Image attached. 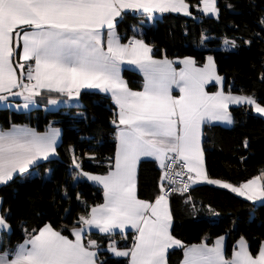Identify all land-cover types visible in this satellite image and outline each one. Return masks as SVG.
Instances as JSON below:
<instances>
[{
    "label": "snow or ice",
    "instance_id": "snow-or-ice-1",
    "mask_svg": "<svg viewBox=\"0 0 264 264\" xmlns=\"http://www.w3.org/2000/svg\"><path fill=\"white\" fill-rule=\"evenodd\" d=\"M195 7L206 15L219 13L216 0H201ZM128 11L149 18L156 13L191 15L186 0H0V101L8 95L22 96L27 108L44 92L75 99L81 89H98L111 94L117 106L112 123L118 129L114 164L107 174L83 172L73 159L80 175L102 186L104 195L102 204L79 217L73 238L44 225L29 233L14 252L0 254V264H103L101 245L86 240L93 228L109 237L107 251L127 258V264H167L169 249L185 247L170 233L169 196L177 182L184 191L188 182H206L264 201V175L239 187L209 178L200 140L205 122L232 123L230 106L248 105L262 116L264 106L252 96L222 88L207 92V84L223 81L211 56L202 67L193 58L180 60L183 68L178 71L172 61L155 59L142 39L121 43L117 18ZM225 43L235 47L234 41ZM123 64L143 73L142 91L128 87L121 76ZM173 87L179 96L173 95ZM58 136V129L41 134L13 125L0 130V185L28 173L37 161L48 160L56 152ZM142 157H153L162 169L154 203L137 198L136 167ZM129 228L135 230L134 243L121 249L113 236ZM5 231L10 225L0 210V234ZM183 264H264V245L253 254L241 237L229 258L224 237H219L211 247H186Z\"/></svg>",
    "mask_w": 264,
    "mask_h": 264
},
{
    "label": "trees",
    "instance_id": "trees-1",
    "mask_svg": "<svg viewBox=\"0 0 264 264\" xmlns=\"http://www.w3.org/2000/svg\"><path fill=\"white\" fill-rule=\"evenodd\" d=\"M218 17L205 16L196 9L201 0H186L191 15L164 13L155 25H144L137 33L139 17L126 14L117 22L118 31L126 43L133 37L152 42L156 57L177 60L193 58L199 66L213 55L217 71L226 77L225 90L254 97L264 105V0H216ZM201 18V21L198 19ZM226 40L235 42V50L223 49ZM124 76L132 89L141 90L139 73L126 69ZM217 85L208 87L214 92ZM39 105L29 113L0 109V126L27 125L38 130L56 127L63 131L57 157L38 164L39 174L17 177L0 187L3 215L12 231L4 234L6 244L13 247L23 242L34 229L51 225L68 237L79 227L77 220L91 207L104 202L103 193L89 181L76 182L80 169L73 164L74 157L81 169L90 174L103 175L114 164L117 141L112 126L115 106L109 97L99 93L83 92L81 104L48 109L50 99H61L58 94L44 92L37 96ZM46 108V109H45ZM234 125L205 127L204 152L211 179L234 186L264 173V117L257 116L252 107L232 108ZM50 171L49 176L44 177ZM162 169L152 160L142 161L138 173V196L153 202L160 194ZM79 195V199H77ZM170 201L173 217L172 235L185 245L227 237V252L231 254L236 242L243 237L256 254L264 242V202L256 204L230 190L201 184L191 187L188 194H174ZM205 209H211L208 213ZM218 213V218H210ZM105 250L108 236L93 234ZM126 246L134 241V234L126 235ZM114 235L115 240L126 239ZM99 259L103 264H124L106 251ZM183 250L168 255V264H180Z\"/></svg>",
    "mask_w": 264,
    "mask_h": 264
},
{
    "label": "crops",
    "instance_id": "crops-1",
    "mask_svg": "<svg viewBox=\"0 0 264 264\" xmlns=\"http://www.w3.org/2000/svg\"><path fill=\"white\" fill-rule=\"evenodd\" d=\"M189 5H190V4H189ZM190 11H191V7H190ZM128 13L132 14V11L125 12V13L122 15V17H118V18H117V22H118L120 19H122V18H123L126 14H128ZM170 13H171V12H170ZM200 13L203 14V15H205V16H210V15H206V14H204V13L201 12V11H200ZM163 14H164V13H163ZM163 14L156 13V14H155V18H149V16H147V15L140 16V17H139V18H140V19H139V25L135 27V30H136L137 28H138L139 30H136V32L142 34V33L144 32V28H143L144 25H145V26H146V25H150V24H155V25H157V24L161 21V19H162V17H163ZM175 14H182V13H175ZM182 15H184V14H182ZM187 16H189V15H187ZM104 31H105V39H106L107 29H105ZM116 34L119 36V38H120V40H121V43H125V42L122 40V37H121V35H120L119 31H118L117 24H116ZM142 37H143V36H139V37H135V38H136V39H142V40L144 41L145 44L149 45V46L152 48V55L154 56L155 59L163 60V59L166 58V59L172 61V62H173V66L176 67V69H177L178 71H179L181 68H183V65L180 64V63H178V61L183 60V59L173 60V59L167 58L166 56L156 57V56L154 55V47H155V45H154L152 42H149V41L143 39ZM131 39H132V38H131ZM131 39H130V40H131ZM226 41H231V40H226ZM126 43H128V42H126ZM223 48H224V50H227V51H233V50H235V47H232L230 44H226L225 42H224V44H223ZM184 59H185V58H184ZM25 63H31V62H25ZM196 64H197V63H196ZM197 66H198V67H202V66H199L198 64H197ZM126 69H129V70L135 71V72H137V73L140 74V76H141V78H142V88H141V90H135V89H132V88L130 87V85L128 84V82H127V80H126V78H125V76H124V71H125ZM18 71H19V70H18ZM216 72H217V74H218L219 76H221V77L223 78L222 84H217L215 81H213V82H211V83H209V84H207V85L205 86V90H206L207 92H209V93H215V92H217L218 90H220V89L222 88L223 91H225V93H228V92L225 90V86H226V77L220 75V74L218 73V71H216ZM121 76H122V78L124 79V81L127 83L128 87H129L131 90H133V91H142V90H143L144 76H143V73H142V72H141V71H140L135 65H128V64H123V65H121ZM211 85H217V88H216V90H215L214 92H210V91L208 90V87L211 86ZM83 92H92V93H99V94H102V95H104V96L109 97L110 100L112 101V103L114 104L113 99H112L110 93L101 92V91L98 90V89H81L80 94L83 93ZM53 94H57V93H53ZM232 94H233V95H240V96H250V95H245V94H234V93H232ZM58 95H60V94H58ZM173 95H174V96H179V95H180L179 90L176 89L175 87H173ZM60 96H61V99H58V102L65 101V102H67V103H66L67 106H71V103H75L74 101H78V100L80 101L79 104H81L80 95H79L78 98H75V99H69V98L67 97V95H60ZM34 98H36V97H34ZM15 100H16V99H14V96H12V95H8V98H7L6 100H4V101H0V105L5 104L6 107H8V106L11 104V102H15ZM9 102H10V104H9ZM16 102H21V100H16ZM35 102H36V99H35ZM36 103H37V102H36ZM79 104H76V105H79ZM114 106H115V108H116L115 111L117 112V106H116L115 104H114ZM241 106H245V105H240V106L232 105V106H230L229 111L231 112V116H232V123H231V124L224 123V122H219V121H212V122H205V123L202 124V126H201V138H200V140H201V148H202V151H203V166H204V170H205L206 174L208 175V177H209V174H208V170H207V166H206V157H205V152H204V147H203L204 137H205V134H204L205 127L208 126V125H219V126H223V127H226V128H231V127L234 125V118H233V115H232V111H231V110H232V108L241 107ZM247 106H248V105H247ZM261 106H264V105L261 104ZM47 107H48V109H49L50 104H49V106H47ZM250 107H251V106H250ZM8 109H9V108H8ZM45 109H46V108H45ZM252 109H253V108H252ZM253 112H254L257 116L264 117V116L260 115L259 113H257L254 109H253ZM113 125H114V124H112V126H113ZM12 126H13V125H12ZM12 126H11L10 128H8V129H3V128L0 126V130H10V129L12 128ZM16 126H18V127H22V128H23V127H27V128H30V129H34L36 132L41 133V134L46 133V132H49L51 129H58V130H59V136H58V138H57L56 152H55V154L51 155V156L49 157V159H52V158L57 157V150H58V147H59L60 144H61L62 136H63V131H62L61 129L56 128V127H48L47 129L41 131V130H38V129L32 128V127H30V126H27V125H16ZM113 127H114V126H113ZM114 128H116V127H114ZM117 134H118V129L116 128V132H115V134H114V138L116 139V141H117ZM49 159H48V160H49ZM48 160H40V161H37L36 165H35L34 167H32L30 170L35 169V167H36L38 164L43 163V162L48 161ZM145 160H152V161L156 162L157 166L159 167V162H158L156 159H154L153 157H142V158L139 160V162H138V164H137V167H136V176H135V179H136V194H137V198H138V199H140L139 196H138V173H139V167H140L141 162H142V161H145ZM159 168H160V167H159ZM160 169H161V168H160ZM29 173H30V172L25 173L24 175H28ZM49 174H50V173H49ZM106 174H107V173H106ZM93 175H97V174H93ZM103 175H105V174H103ZM192 175L194 176L195 174L193 173ZM260 175H264V173H262V174H260ZM48 176H49V175H48ZM18 177H19V178H22L23 176H18ZM209 178H210V177H209ZM90 183L93 184L95 187H97L98 190H100V191L103 193V188H102V186L98 185V184L95 183V182H90ZM201 184H208V183H206V182H199V183H195V184H193V183L190 182L191 187L196 186V185H201ZM229 184H230V183H229ZM211 185L216 186V187H220V186L215 185V184H211ZM231 185H232V184H231ZM1 186H3V185H0V187H1ZM233 186H234V185H233ZM236 187H239V186H236ZM220 188H222V187H220ZM224 189H226V188H224ZM227 190H229V189H227ZM233 193H234V192H233ZM235 194H236V193H235ZM103 196H104V195H103ZM241 197H243V196H241ZM243 198H245V197H243ZM245 199H246V198H245ZM140 200H143V199H140ZM143 201H146V200H143ZM154 201H155V200H154ZM154 201H153V202L147 201V202H149V203H154ZM250 201H252V202H254V203H256V204H259V203H263V202H264V201H261V200H250ZM168 207H169V210H170V213H171V216H172L170 201H169ZM0 210H2V212H3V199H2L1 196H0ZM205 210H206L208 213H212V214H213V212H212L211 209H205ZM214 215H215V214H214ZM7 223H8V222H7ZM8 224H9V223H8ZM9 225H10V224H9ZM172 225H173V217H172L171 227H170V233H171V235H172ZM55 230H56V229H55ZM11 231H12V228H11V226H10V231H5L4 233L0 234V254H2V253L5 252V251H8V252H14L15 249L17 248V246L20 244V243H19V244H16V245L13 246V247H9V246L6 244L5 249H4V250L1 249V248H2V245H3V243H4V240H3L4 234H8V233H10ZM129 233H133V234H134V237H135V230H134V229H131V228L127 229L126 232H125L124 234H120V233L117 231L115 235H122V236L124 235V236L126 237V235L129 234ZM93 234H99V235H101V236H107L106 234L100 233L97 229H94V228H93V229H91V230H89V231L87 232V234H86V240H87V239L94 240V239L91 237V235H93ZM172 236H173V235H172ZM173 237H174V236H173ZM222 237H224V248H225V254H226L227 257L230 258L231 255H232L233 250L237 248V244H238V241H239V240L236 242V244H235V246H234V248H233L231 254H228L227 249H226V246H227V237H226V236H222ZM69 238L72 239L73 237L71 236V237H69ZM174 238L177 239L176 237H174ZM217 239H218V238H216V239L214 240L213 243H208L207 241H203L202 243H203V244H207L208 246L211 247V246H213V245L215 244V242H216ZM125 240H127V237H126V239H120V240H118V241L116 240L119 248H121V249H123V248H128V247L126 246V242H127V241H125ZM177 240H179V239H177ZM179 241H181V240H179ZM181 242H182V241H181ZM246 242H247V241H246ZM21 243H22V242H21ZM133 243H134V241L132 242V244H133ZM202 243L192 244V245H185V244L182 242V244H183L185 247H183V248H180V247H174V248H171V249H169V251H168V255H169L170 252H172V251H174V250L182 249V250H183V259H182V261L180 262V264H183L185 248H186V247H191V246H193V245H199V244H202ZM247 244H248V247H249V243H248V242H247ZM262 245H264V242L262 243ZM107 247H108V244H107ZM107 247L105 248V250L102 249V251H106V252H108V253L111 255L112 258H114V259H116V260H121V259L127 260V258H124V257H116V256H114L111 252L107 251ZM129 248H130V247H129ZM249 249H250V247H249ZM124 264H127V261H126ZM167 264H168V256H167Z\"/></svg>",
    "mask_w": 264,
    "mask_h": 264
},
{
    "label": "rangeland",
    "instance_id": "rangeland-1",
    "mask_svg": "<svg viewBox=\"0 0 264 264\" xmlns=\"http://www.w3.org/2000/svg\"><path fill=\"white\" fill-rule=\"evenodd\" d=\"M216 3H217V7H218V2L216 1ZM209 15H210V17H214V18H216V17H218L219 13H218V15H215V14H209ZM136 30H139V29L137 28ZM223 49H224V48H223ZM209 56H211V57L213 58L214 62H215V58H214V56H213V55H209ZM209 56H208V57H209ZM208 57H207V58H208ZM206 63H207V60H206ZM203 65H204V64H203ZM203 65H202V66H203ZM215 65H216V62H215ZM216 71H217V66H216ZM14 99H16V100H21V102H16V100H15V102H11V104H10V102H9L10 105H9L8 107H6L5 104H2V105H0V109H8V108H9V110H11V111L29 113V112H31L32 110H34L35 108H38V107H39V105L35 102V98L33 99V102H32V103H29V104H28V107H27V108L23 107V105L25 104V101H24V99H23L22 96H14ZM74 102H75V103H71V105H76V104H79V103H80L79 100H78V101H74ZM66 103H67V102L62 101V102H58L56 105H52V104H50L49 109L52 110V109H58V108H60L61 106H67ZM30 169H31V168H30ZM80 171H81V170H79V172L76 173V182H80V181H89V182H93V181L88 180L87 177L80 175ZM29 172H30V173H29L28 175H30V176H34V175H38V174H39L38 170H36V169L29 170ZM83 172H84V171H83ZM49 173H50V171H48L47 174H46L44 177H47V176L49 175ZM28 175H23L22 178H24L25 176H28ZM223 182H224V181H223ZM226 183H227V182H226ZM214 213H216V214H215V215H211L210 218H213V219L216 218V219H217V218H218V213H217L215 210H214Z\"/></svg>",
    "mask_w": 264,
    "mask_h": 264
},
{
    "label": "built area",
    "instance_id": "built-area-1",
    "mask_svg": "<svg viewBox=\"0 0 264 264\" xmlns=\"http://www.w3.org/2000/svg\"><path fill=\"white\" fill-rule=\"evenodd\" d=\"M177 170H179V166H177ZM185 180H186V177H185ZM188 183H189V187H188L187 191L183 190V186L179 182H177V184L173 185L172 187L176 188L177 190L170 193L169 200L171 199V197L174 194H188L191 190L190 182H188Z\"/></svg>",
    "mask_w": 264,
    "mask_h": 264
},
{
    "label": "water",
    "instance_id": "water-1",
    "mask_svg": "<svg viewBox=\"0 0 264 264\" xmlns=\"http://www.w3.org/2000/svg\"><path fill=\"white\" fill-rule=\"evenodd\" d=\"M132 15H133V16H136V17H140V16H143L144 14H140V13H134V12H132ZM198 21H201V18H199ZM113 126L116 127L115 125H113Z\"/></svg>",
    "mask_w": 264,
    "mask_h": 264
}]
</instances>
